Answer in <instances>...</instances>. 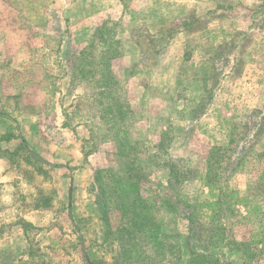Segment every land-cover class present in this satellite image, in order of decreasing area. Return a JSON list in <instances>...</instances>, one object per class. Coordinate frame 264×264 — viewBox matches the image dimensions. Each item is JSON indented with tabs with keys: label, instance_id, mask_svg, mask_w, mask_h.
Masks as SVG:
<instances>
[{
	"label": "rangeland",
	"instance_id": "1",
	"mask_svg": "<svg viewBox=\"0 0 264 264\" xmlns=\"http://www.w3.org/2000/svg\"><path fill=\"white\" fill-rule=\"evenodd\" d=\"M126 4L123 11L118 0H0V224L14 216L27 230L10 244L18 264H87L84 255L115 264L119 247L102 240L105 223L88 201L98 190L81 169L115 160L99 115L107 102L100 61L108 54L90 41L103 20L117 37L112 71L123 126L145 136L137 149L152 154L141 155V176L131 172L130 182L153 201L166 233L160 250L141 240L142 257L131 264H185L184 213L200 230L214 211L225 239L211 250L224 262L264 264V0ZM18 132L23 143L1 137ZM214 145L229 147L219 186L205 177ZM111 224L116 231V211ZM235 240L247 251L233 249ZM12 250L1 249L0 261Z\"/></svg>",
	"mask_w": 264,
	"mask_h": 264
},
{
	"label": "trees",
	"instance_id": "2",
	"mask_svg": "<svg viewBox=\"0 0 264 264\" xmlns=\"http://www.w3.org/2000/svg\"><path fill=\"white\" fill-rule=\"evenodd\" d=\"M13 136L14 134L4 133L1 137L11 139ZM14 137L21 139L22 143L24 142V138L20 133ZM229 142L231 144V139ZM228 149L229 147L227 146L214 145L208 150L205 177L209 186H219L221 178L217 170L221 169L224 159L227 158L225 155ZM236 163H240V160ZM233 168L234 166H232L231 170ZM106 175L105 171H101L98 172L97 176L103 208L102 219L106 226L104 240L109 243L116 241L119 247L117 252L118 264H131L133 259L140 260L142 257V251L139 247L141 240H144L146 244L155 250H160L164 245L166 233L162 231L161 223L151 214L153 201L148 202L137 193V188L132 182L123 179L121 176H117L113 186H111L110 182L107 181L109 175ZM111 211H116L118 215L116 231L111 230ZM184 215L189 223L186 236L187 256L185 257V264H232L224 262L220 259L219 253L216 254L211 250L213 241L225 239L223 234L225 228L219 224L220 215L217 214V211H214L210 225L206 227L201 226L200 230L196 229L195 220L192 218L191 212H185ZM220 232L221 235L218 238ZM194 241L198 242V245L201 247L200 249L193 244ZM232 243L233 249L241 252H246L249 245L243 240H235ZM97 262L95 259H90L89 264H96Z\"/></svg>",
	"mask_w": 264,
	"mask_h": 264
},
{
	"label": "crops",
	"instance_id": "3",
	"mask_svg": "<svg viewBox=\"0 0 264 264\" xmlns=\"http://www.w3.org/2000/svg\"><path fill=\"white\" fill-rule=\"evenodd\" d=\"M121 4L122 10L125 11L127 9V5L126 2L127 1H133V0H118ZM108 20H103L100 22V24L94 26L93 28V32L94 34H92L91 39V43L95 42L96 40L99 43H103L106 46V52L108 54V56L105 58L101 57V66L102 68H100V76H99V80L100 84L98 85L99 90L101 91L102 94H106L107 96V102L103 107V110L100 111V118L103 119V125L106 128V130L110 131L111 134V139L113 144H115V160H114V164L111 166H106V167H99V166H91V167H85V168H81L83 170V172H86L89 176V180L91 183L92 188L97 187L98 193L96 198H94V200L89 199L88 201L90 202V204L94 205L97 207L98 209V214L97 217L102 219V201H101V191H100V187H99V181L97 179L98 176V172H107L109 175L108 180H110L109 182L111 183V181L116 180L117 176H121L123 179L131 181L132 180V176L135 173L131 172H138L137 170V165L136 162H140L139 158L141 157V155H145L150 157L152 154H150V152H148L146 149H140L138 150L136 145L142 144V137H145L141 134L138 133H134V135L128 134V132L125 130V126H123V123H126L125 120V113L123 111H121V104L119 103L118 96L115 93L114 88L116 87V80H114V73L112 71V64H113V60L115 59V52L113 50V47L111 45V42L113 43L115 39H117V37L115 36V34L113 33V31L108 27ZM83 45L81 46L82 51H84L85 40H82L81 42ZM80 48V50H81ZM79 50V51H80ZM79 51L77 50L74 53H79ZM82 51H80V53H83ZM103 56V55H102ZM118 83V82H117ZM137 86V85H135ZM139 88H142V90L144 89L142 86L140 87V85L138 84ZM120 110V111H119ZM123 122V123H122ZM104 128V129H105ZM19 133V132H18ZM3 135V134H2ZM162 135L159 134L158 135V140L156 142H154L153 144H157L160 140H161ZM12 138H15L14 136ZM17 138V137H16ZM142 150V151H141ZM32 155H34L37 159H40V157L34 153H31ZM113 155V154H112ZM134 157V159L132 158ZM137 159V160H136ZM141 159V158H140ZM152 166H156L155 164H151ZM157 167V166H156ZM119 170V171H118ZM124 170V172H123ZM131 174V175H130ZM140 175V173H139ZM91 176V177H90ZM141 176V175H140ZM141 178V177H140ZM114 183H111V186H113ZM71 187V185L69 186V188ZM115 187V186H114ZM137 189L141 188L140 184H137L136 186ZM93 192L95 193V190L92 189ZM71 193H72V187H71ZM68 196H69V201L72 199V194H69V190H68ZM142 196V195H141ZM143 198H145L144 196H142ZM163 198V196H158L157 201H161V199ZM5 199L4 195L0 194V203ZM148 202L152 201V200H148L147 198H145ZM101 213V214H100ZM152 214V213H151ZM69 215L70 217L72 216V213L69 211ZM153 215V214H152ZM154 216V215H153ZM27 220L25 221H32L30 220V218H28V216H26ZM156 217V216H155ZM157 218V217H156ZM17 218H15L13 216L12 220H6L5 222L2 221V224H0V227L2 225V227L4 228H10L11 227V232H2L0 230V250L1 249H6V250H11V248L13 249L12 252L14 253L12 255V257L10 258L9 261L7 262H1L0 264H18V259L17 257H21V255L16 256L18 253V250H16L15 248H13L10 244H12L14 242V239L17 237H23V238H27V230H25L24 226L21 225L17 220H15ZM103 220V219H102ZM158 220V219H157ZM104 222V220H103ZM6 223V224H3ZM4 225V226H3ZM13 231L16 232V236L13 235ZM104 236H105V231L102 234V240L103 242H105L104 240ZM79 240L81 241V247L84 248V244L83 241L81 240V236L78 235ZM27 240V239H26ZM85 259H86V263L89 264L90 259L93 258H89L86 255ZM115 258L114 263L118 264V259H117V255L115 254Z\"/></svg>",
	"mask_w": 264,
	"mask_h": 264
},
{
	"label": "water",
	"instance_id": "4",
	"mask_svg": "<svg viewBox=\"0 0 264 264\" xmlns=\"http://www.w3.org/2000/svg\"><path fill=\"white\" fill-rule=\"evenodd\" d=\"M69 194H71V187L69 188Z\"/></svg>",
	"mask_w": 264,
	"mask_h": 264
}]
</instances>
